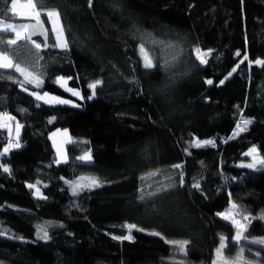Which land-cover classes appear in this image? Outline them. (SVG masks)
Wrapping results in <instances>:
<instances>
[{"label": "trees", "instance_id": "obj_1", "mask_svg": "<svg viewBox=\"0 0 264 264\" xmlns=\"http://www.w3.org/2000/svg\"><path fill=\"white\" fill-rule=\"evenodd\" d=\"M11 3L0 0V17L35 26L42 47L37 56L3 34L0 51L43 82L0 69V114L14 117L11 133L0 128V264H237L241 248L240 264H264V244L254 243L264 239V167L241 160L251 143L264 154V0H33L39 24ZM47 9L59 13L67 49L53 46ZM141 44L155 67L144 68ZM37 89L78 103L37 99ZM17 123L21 147L5 153ZM61 125L87 139L69 141L58 162L51 132ZM84 172L103 181L89 187ZM233 204L238 243L236 225L218 215ZM171 241L188 243L179 251Z\"/></svg>", "mask_w": 264, "mask_h": 264}, {"label": "snow or ice", "instance_id": "obj_2", "mask_svg": "<svg viewBox=\"0 0 264 264\" xmlns=\"http://www.w3.org/2000/svg\"><path fill=\"white\" fill-rule=\"evenodd\" d=\"M19 9L25 10L24 12H19L20 15L34 16V18L37 20V24H39L40 12L37 11L36 4L33 3V0H28L27 4H18L17 0H12L10 11H12L13 14H17ZM47 17L50 20H52L53 25H54L53 32L55 35H54L53 46L59 47L62 49H67L68 43L64 37L63 28H62V26L59 25V13L55 10L48 11ZM30 28H32V31H29ZM3 34H11L12 35V38H9L6 40V44L8 46L17 45L18 41H24L25 44L23 46L28 47L29 49H34L35 54L37 56H39V52L41 50L42 45H41V43H38L37 41L32 39V36L35 34V26H31L28 24H0V35H3ZM40 35H42L44 37L43 46L48 47L47 33L45 31H41ZM140 52L142 54L144 68L151 69V68L155 67V65L153 64L152 58L148 54L147 50L144 48L143 44L140 45ZM195 52H196V58L199 60V62L201 64H206L207 63L206 56L208 55V53L201 54L200 49H196ZM237 55H239V53H237ZM245 59H247V57H245ZM256 63L257 64H264V61L257 60ZM0 69H13L15 73H19L20 76L23 77V82L35 84L36 87H40L42 82H43L42 79L39 76H37L34 72L29 71L26 67H22L20 63H14L12 58L7 54L6 51H0ZM23 82H21V83H23ZM58 82H60L61 85L63 86V84L65 83L64 78L60 77L58 79ZM101 83H102L101 81L96 80L94 83L88 84L89 89H91V96H95L96 88ZM207 83L212 84L213 82L211 80H208ZM221 83H223V81H221ZM25 91H27V89H25ZM69 91H72V90L69 89ZM72 94L75 96H80V93L78 91H72ZM32 95L36 96L37 99H44L46 96H48L47 93H45L43 96H41L39 93H36V92H33ZM91 96L89 98H91ZM50 99L55 100L57 103H69V101L61 100L57 97H51ZM0 117L3 118V122H0V128H8L9 133H11V128H9V124L7 123V121L14 120V117H10L6 113L0 114ZM249 123H251V121L244 120V121H242L243 126H241V124H238L236 126L235 135H238L240 132L246 131L247 125ZM21 127L22 126L19 125L18 123L16 124L15 131H16L17 142L15 144L9 143L8 147L4 148L5 153L8 152L12 147H16V148L21 147V145L18 142L19 131H20ZM203 143H210V142L206 141ZM196 146L198 147V146H200V144H197ZM255 151H256V149L253 148L249 153H246V155H253V153H255ZM80 159L83 161H89V160H91V155H90V153H87L84 156L80 157ZM254 159H255V157H254ZM260 162L264 163V159H262ZM245 166L249 167V168H254L255 164L252 163V164H248ZM176 167H180V166L177 165ZM3 170L5 172L10 171V169H8L7 167H4ZM96 183L97 182L95 180H92L88 186L90 187L92 184H96ZM182 183H183V181H181V184ZM192 186L195 188H199V183L196 182ZM29 187H33V186L29 185ZM80 187H82V185H80V184H76L72 187L73 195L78 194V190ZM149 195H156V193H150ZM237 207L238 206L235 204L232 205L233 209H235ZM218 215L223 216V218L226 220L231 219L232 223L236 225L238 231H237L236 236L234 237V240L237 243L241 239H245V237L242 236V231L244 230V226L241 224V222L239 220H236L230 214L220 213ZM243 219H248V218L243 217ZM128 227H129V229H131V228H135L136 226L135 225H129ZM42 231H43V235L41 238L42 239H48L49 237H48L47 230L42 229ZM0 234H2V233H0ZM131 238H132L131 235L123 237V239H131ZM118 239H119V237H118ZM170 243L177 245L179 251H184L185 246L187 245L188 242L187 241H171ZM254 243L264 244V239L256 240V241H254ZM225 246H226L225 245V238H221V245L217 249V256L220 259H222V250L224 249ZM242 259H243V248H241L240 254L237 257V264H240ZM224 264H227V261H224ZM243 264H247V262H243Z\"/></svg>", "mask_w": 264, "mask_h": 264}, {"label": "rangeland", "instance_id": "obj_3", "mask_svg": "<svg viewBox=\"0 0 264 264\" xmlns=\"http://www.w3.org/2000/svg\"><path fill=\"white\" fill-rule=\"evenodd\" d=\"M17 3L18 4H27L28 1H22L21 2V1L17 0ZM51 10L52 9H47V11H51ZM18 11L24 12L25 10L24 9H19ZM55 11H57V10H55ZM0 24H28L29 25V23L26 22L25 20H23V21L13 20V19L9 20V19L4 18L3 16L0 17ZM63 34H64V31H63ZM197 49H199V48H197ZM200 52H201V54H204V53H206V50L200 49ZM263 58H264V56L258 57L257 60H262ZM60 77L64 78L65 83L63 85L65 87H67L68 89H71L72 91H78L80 93V95H81V88H79L77 86H74L73 84H70L69 83V78H68L67 75L60 74L59 78ZM96 80H98V79H95V80L91 81V83H94ZM36 93H39L41 96H43L45 93H47L48 96H46L44 99H46L48 101L56 102L55 100H51L50 99L51 97H57V98H59L61 100L64 99V96L61 95L60 93L58 94V93L50 91V90L41 91V90L37 89ZM66 99L69 100V102L72 101L74 103H78V100L76 98H74V97L70 96V97H67ZM18 123L23 125V122L21 120H18ZM238 124H241V123H238ZM234 131H236V127L234 128ZM19 134H20V132H19ZM205 138H207V137H203L201 139H205ZM51 139L53 140V144H54V147H55V150H56V159L58 161H62V160H65V159H67L69 157V149H67V143L69 141H72V140H83V139H87V138L84 135L83 136L76 135V134L72 133L70 131V129L66 125H61L60 127H57L54 130H52ZM201 139L199 140V137H194V141H197V142L201 141ZM253 148L256 149L255 153H253V155H248L245 158L241 159L242 163L243 164H245V163L246 164L254 163L255 167H264V163L260 162L262 159H264V154H263V152H261L258 149L256 143H251L248 147H246L244 149V151L249 153ZM87 153H90V155L92 157V153H91L90 149L84 151L82 154L79 155V157H82V156H84ZM254 157H255V159H254ZM161 173H162L161 169L159 171L148 172L147 178L148 177L152 178V177L159 176V175H161ZM93 178L96 180L97 183H101L103 181L101 179V177H99L98 175H93V174H91L89 172H84V173L80 174V179L79 180H81L83 182H86V183H90ZM219 213L230 214L236 220L239 219L238 217H236L234 209L232 208V206H229V205H227L225 209H221L219 211Z\"/></svg>", "mask_w": 264, "mask_h": 264}]
</instances>
